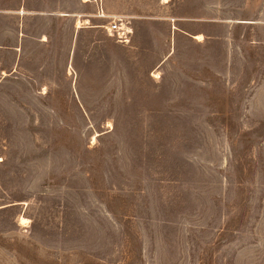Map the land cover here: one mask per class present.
Listing matches in <instances>:
<instances>
[{
	"label": "rangeland",
	"instance_id": "rangeland-1",
	"mask_svg": "<svg viewBox=\"0 0 264 264\" xmlns=\"http://www.w3.org/2000/svg\"><path fill=\"white\" fill-rule=\"evenodd\" d=\"M0 264H264V0H0Z\"/></svg>",
	"mask_w": 264,
	"mask_h": 264
},
{
	"label": "built area",
	"instance_id": "built-area-1",
	"mask_svg": "<svg viewBox=\"0 0 264 264\" xmlns=\"http://www.w3.org/2000/svg\"><path fill=\"white\" fill-rule=\"evenodd\" d=\"M106 28L116 42L119 43L129 42L131 29L121 19H117V21H113Z\"/></svg>",
	"mask_w": 264,
	"mask_h": 264
},
{
	"label": "bare ground",
	"instance_id": "bare-ground-1",
	"mask_svg": "<svg viewBox=\"0 0 264 264\" xmlns=\"http://www.w3.org/2000/svg\"><path fill=\"white\" fill-rule=\"evenodd\" d=\"M195 38H196V39H197V38L201 39V36H200V35H196ZM21 222H22V223H26V219H25V218H21Z\"/></svg>",
	"mask_w": 264,
	"mask_h": 264
},
{
	"label": "crops",
	"instance_id": "crops-1",
	"mask_svg": "<svg viewBox=\"0 0 264 264\" xmlns=\"http://www.w3.org/2000/svg\"><path fill=\"white\" fill-rule=\"evenodd\" d=\"M86 2H89V1H86Z\"/></svg>",
	"mask_w": 264,
	"mask_h": 264
}]
</instances>
